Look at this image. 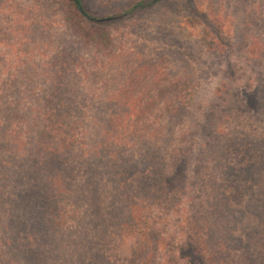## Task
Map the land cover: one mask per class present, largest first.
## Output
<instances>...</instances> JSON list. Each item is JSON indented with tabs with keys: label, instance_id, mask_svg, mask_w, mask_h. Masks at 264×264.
Listing matches in <instances>:
<instances>
[{
	"label": "trees",
	"instance_id": "1",
	"mask_svg": "<svg viewBox=\"0 0 264 264\" xmlns=\"http://www.w3.org/2000/svg\"><path fill=\"white\" fill-rule=\"evenodd\" d=\"M44 1L47 7H59L60 13L53 16L95 46L108 44L109 25L160 0H140L111 16L92 15L83 0ZM7 2L0 0V9ZM10 9L9 5L3 8L8 23H12ZM27 12L24 10V17L29 22L32 15ZM259 44L255 41L253 46ZM16 46L18 55H26L22 45ZM41 46L37 56L46 59L49 50ZM262 53L257 52L256 57L261 58ZM57 61L60 54L47 65ZM97 73L72 72L80 82L92 81ZM129 74L131 78L122 82V88L103 96L104 106L85 110L77 103V88L66 87L73 84L69 75L65 80L61 74L28 72L0 81V264H114L111 252L117 244H112L124 233L136 242L129 264H157L153 252L160 236L155 222L148 218V208L166 215L173 211L175 197L166 187L163 152L172 140L170 119L180 116L183 106L179 94L174 100L165 98L167 120L160 118V131L153 138L142 134L146 126L134 125L131 131L133 123L147 121L149 109L137 102L140 92L146 94L144 90L129 91L137 86L141 72ZM40 82L49 85L43 88ZM18 83L24 88L17 87ZM214 103L202 125L203 141L190 190L192 208L195 213L205 210L208 224L198 226L200 218H196L191 220L192 229L196 235L205 233L207 244L216 253H230L238 263L232 252L241 250L239 263L264 264V134L242 130L218 134L215 121L230 99L218 93ZM88 114L94 119L93 126H87L93 132L90 135L83 121ZM129 145L138 152H130ZM211 157L217 162L205 168L209 174L203 181V167ZM80 168L84 177L77 175ZM200 182L207 190L204 209L197 195ZM240 229L245 236L234 235ZM108 242L111 252L106 257L103 246ZM137 259L141 262L136 263Z\"/></svg>",
	"mask_w": 264,
	"mask_h": 264
},
{
	"label": "rangeland",
	"instance_id": "2",
	"mask_svg": "<svg viewBox=\"0 0 264 264\" xmlns=\"http://www.w3.org/2000/svg\"><path fill=\"white\" fill-rule=\"evenodd\" d=\"M138 1L83 0V3L94 16H111ZM2 4L0 81L11 74L23 76L28 72L61 74L65 80L69 75L73 84L66 87L77 88V103L85 110L87 106L99 107L105 94L122 88V82L131 78L129 72H141L137 86H132L129 91L132 94L139 90L146 92L145 95L140 92L137 102L141 106L148 105L149 116L145 123L143 120L133 123L131 131L134 125L140 129L146 126L141 132L149 133L152 138L155 131H160V118L163 116L167 120L165 98L174 100L173 96L180 95L183 112L170 119L172 140L163 152L167 163L166 187L175 197V205L167 215L155 207L148 208V218L155 222L160 236V244L153 252L155 263L244 264L239 263L241 250L232 252L238 256L237 263L230 253H216L214 246L207 244L205 233L195 234L191 220L200 218L198 226L207 227L208 215L205 210L195 213L190 190L194 183L195 163L199 160L198 148L203 141L202 125L218 93H224L230 99L229 106L215 121L218 134L228 135L241 130L251 135L264 134V77H261L264 75V53L261 58L256 57L257 52H264V0H160L131 18L109 25L106 30L108 44L95 46L78 38L60 17L53 16L55 12L54 15L60 13V8L47 7L44 0H8ZM6 5L11 6L12 23H8L3 10ZM24 10L32 15H28L29 22L24 17ZM8 27L10 31H7ZM255 41L260 44L253 46ZM43 44L49 50L46 59L37 56ZM15 45H22L21 50L26 51V55H18ZM58 53L60 62L47 65ZM72 72L98 73L92 81L83 79L80 82ZM21 84L16 86L24 88ZM48 85L40 82L43 88ZM161 91V96L165 97L159 95ZM93 120L91 114L83 119L88 135L93 133L87 128L93 126ZM130 146H127L129 150ZM130 152L137 153L138 149ZM215 162L217 159L211 157L203 167V181L209 174L205 168L213 167ZM82 171L80 168L77 175L84 177ZM203 184L200 182L196 188L204 209L208 204ZM234 235L244 234L240 229ZM115 241L112 244H117L114 252L109 251V242L104 243L105 256L109 257L111 252L114 264H129L135 239L124 233L122 239L115 237Z\"/></svg>",
	"mask_w": 264,
	"mask_h": 264
}]
</instances>
